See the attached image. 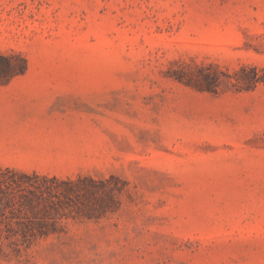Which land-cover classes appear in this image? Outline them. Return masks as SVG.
<instances>
[{"label":"rangeland","instance_id":"rangeland-1","mask_svg":"<svg viewBox=\"0 0 264 264\" xmlns=\"http://www.w3.org/2000/svg\"><path fill=\"white\" fill-rule=\"evenodd\" d=\"M0 264H264V0H0Z\"/></svg>","mask_w":264,"mask_h":264}]
</instances>
